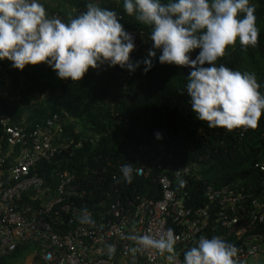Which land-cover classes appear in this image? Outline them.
I'll return each instance as SVG.
<instances>
[{"label":"built area","instance_id":"built-area-1","mask_svg":"<svg viewBox=\"0 0 264 264\" xmlns=\"http://www.w3.org/2000/svg\"><path fill=\"white\" fill-rule=\"evenodd\" d=\"M59 117L53 113L45 126L31 128L10 122L8 116L0 119L9 144L7 154L14 157L12 164L4 166L0 157V262L33 244L37 249L31 264H182L179 252L174 262L169 261L167 253L146 246L139 237L159 238L171 228L175 247L183 249L200 236L215 234L213 216L223 232L236 236L232 244L239 250L240 264H251L264 252V243L250 233L251 223L239 226L247 212L254 221L264 214V210L249 209L251 195L239 183H211L195 163L178 162L176 153L196 150L194 143L187 141V148L169 150L162 139L153 137L150 146L155 150L146 155L157 164L159 172L153 175L148 159L129 163L95 156L93 145L100 136L69 139L61 133ZM86 142L90 150L82 157L87 155L86 163L75 166L76 155ZM122 164L132 165L133 176L148 178L143 189L123 179ZM172 168L183 184L168 175ZM259 168L264 170V164ZM260 202L256 204L263 207ZM85 211L90 222L82 223ZM208 229L211 234L205 233ZM223 232L217 236L223 239Z\"/></svg>","mask_w":264,"mask_h":264},{"label":"trees","instance_id":"trees-1","mask_svg":"<svg viewBox=\"0 0 264 264\" xmlns=\"http://www.w3.org/2000/svg\"><path fill=\"white\" fill-rule=\"evenodd\" d=\"M42 2L50 15L59 16L67 22L85 10L88 0ZM97 2L103 7L115 9L123 17L125 28L135 36L136 47L130 56L134 61L143 60L152 44L148 39V28L123 12V0ZM250 2L255 5L256 25L260 30L257 45L244 49L237 40L216 63L255 73L261 85L259 91L264 93V0ZM196 51L198 49L193 52V57ZM159 54L157 50L153 67L146 73L142 63L134 72L105 65L99 69L89 68L80 81L59 79L55 71L43 62L26 65L23 70L12 68L11 63L0 62V87L5 90V95L0 93V119L8 116L10 122L31 128L45 126L53 113H59L63 126L61 133L69 139L99 135V143L93 145L95 156L107 155L110 159H125L129 163L136 158L140 162L148 159L153 175L159 172L157 164L146 155L155 150L150 146L155 133L164 130L162 143L167 149L187 148V141L196 146V150L176 153L179 163L197 164L203 178L213 184L239 183L243 191L251 195L247 199L249 209L261 213L264 206L259 207L256 202L264 203V170L259 168L261 163L264 164V112L255 128L241 126L229 130L221 126L208 127L205 121L196 119L188 96L180 92L190 69L161 64ZM75 128L81 132H76ZM8 150L7 136L0 121V157L4 160L3 166L14 162V157L11 154L8 156ZM89 151L86 142L76 155L75 166L79 162L86 163ZM84 154L87 155L83 159ZM200 154L201 159L198 158ZM174 168L168 175L179 182L173 174ZM146 180L147 177L133 176L131 183H128L141 190ZM218 207H215V211ZM213 217L217 225V229L213 230L214 235H220L225 229L218 225L217 217ZM248 223H251V235L264 243V214L262 217L258 214L254 221L247 212L241 216L239 226ZM205 233L211 234L212 231L208 229ZM223 233L224 240L231 244L236 242V236L231 231ZM242 241L237 244L240 245ZM188 247H175V251L183 259ZM36 249L33 244L24 245L6 255L0 264H13L12 260L16 258H23L22 264L29 259L28 264H31L33 256L29 254ZM262 256L264 252L251 264H264Z\"/></svg>","mask_w":264,"mask_h":264},{"label":"clouds","instance_id":"clouds-1","mask_svg":"<svg viewBox=\"0 0 264 264\" xmlns=\"http://www.w3.org/2000/svg\"><path fill=\"white\" fill-rule=\"evenodd\" d=\"M122 6L149 30L152 44L143 60L130 56L135 36L123 17L97 0H88L85 10L67 22L50 15L42 0H0V61L7 59L18 70L43 62L59 79L80 81L89 68L105 65L134 72L142 63L146 73L159 50L161 64L190 69L180 92L188 96L196 119L229 130L257 126L264 93L256 74L216 63L237 40L244 49L257 45L260 30L250 0H123ZM155 137L163 138L160 132ZM134 171L131 164L120 166L126 182L131 183ZM80 219L90 222L86 211ZM139 239L175 261L177 240L171 228L159 238ZM238 251L217 235L200 236L184 251L182 264H240Z\"/></svg>","mask_w":264,"mask_h":264},{"label":"rangeland","instance_id":"rangeland-1","mask_svg":"<svg viewBox=\"0 0 264 264\" xmlns=\"http://www.w3.org/2000/svg\"><path fill=\"white\" fill-rule=\"evenodd\" d=\"M0 93L3 94V95H5V90L3 89V87H0ZM33 254H34V252H32V250H31V253L29 254L30 257H32ZM22 260H23V258H16V259H13L12 260V263L13 264H21Z\"/></svg>","mask_w":264,"mask_h":264},{"label":"crops","instance_id":"crops-1","mask_svg":"<svg viewBox=\"0 0 264 264\" xmlns=\"http://www.w3.org/2000/svg\"><path fill=\"white\" fill-rule=\"evenodd\" d=\"M29 261H30V260H29V259H27V263H26V264H28V263H29Z\"/></svg>","mask_w":264,"mask_h":264}]
</instances>
